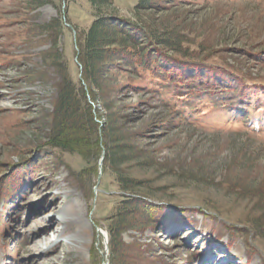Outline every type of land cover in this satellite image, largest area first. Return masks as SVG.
Instances as JSON below:
<instances>
[{
  "label": "rangeland",
  "instance_id": "1",
  "mask_svg": "<svg viewBox=\"0 0 264 264\" xmlns=\"http://www.w3.org/2000/svg\"><path fill=\"white\" fill-rule=\"evenodd\" d=\"M135 1L103 11L146 35V64L137 75L106 67L89 91L84 0H0V264H264V0ZM56 51L97 132L108 121L127 152L116 169L103 165V135L88 159L43 144ZM115 176L135 183L122 189ZM125 195L157 207L113 239Z\"/></svg>",
  "mask_w": 264,
  "mask_h": 264
},
{
  "label": "trees",
  "instance_id": "2",
  "mask_svg": "<svg viewBox=\"0 0 264 264\" xmlns=\"http://www.w3.org/2000/svg\"><path fill=\"white\" fill-rule=\"evenodd\" d=\"M153 1L136 0L135 7L136 5L137 8H142L145 5L151 6L154 4ZM84 2L92 13V20L86 29L77 34V44L80 48L78 59L83 69L82 78L89 91H92L93 88L102 89L99 77L101 70H105L106 67L107 70L115 67V70L130 71L137 75V67L145 65L147 61V58L144 57L146 50L139 48V44L148 41L146 35L138 32L139 28L132 20L116 16L111 12V14L104 13L103 10L112 0H84ZM113 12L116 10L113 9ZM157 43L161 46L168 44L164 38L159 39ZM171 45L173 46V44ZM172 49L179 51L175 47ZM51 58L61 74V80L57 85L51 128L46 132L43 144L62 151L76 153L82 159H88V156L99 151L97 147L101 142L100 137L103 135L102 142L108 149L103 165L116 169L117 164L125 159L127 152L117 142L112 144L113 138L110 134L111 127L108 121L105 122L102 135L97 132V122L94 121L93 113L90 110L91 106L85 101L81 84L79 81H74L71 76L64 52L56 51L51 55ZM184 70L186 71V68ZM188 77L190 78V76ZM131 87L137 88L133 84ZM115 177L119 178L118 185L125 190L130 189L135 183L123 176ZM128 196L120 198L122 206L113 216L112 224L108 228V233L113 239L119 238L120 230L128 226L132 214L137 213L142 219L147 215L151 219L149 211L152 214V209L154 208L155 211L157 207V204L149 203L141 196L137 198H128Z\"/></svg>",
  "mask_w": 264,
  "mask_h": 264
},
{
  "label": "bare ground",
  "instance_id": "3",
  "mask_svg": "<svg viewBox=\"0 0 264 264\" xmlns=\"http://www.w3.org/2000/svg\"><path fill=\"white\" fill-rule=\"evenodd\" d=\"M99 174H101V171H99ZM62 211L65 212V213H64L65 215H64V216H59V217L62 218L63 220L68 221V220H70L71 218H74L73 214L71 213L70 207H69L67 204H65L64 207L60 208V213H61ZM56 215H57V214H56ZM71 243H72V245H74V242H71ZM51 246H52V245H51ZM51 246L48 247V246H45V245H43V246L41 245L40 248H41L42 250H44V251H47L49 248H51Z\"/></svg>",
  "mask_w": 264,
  "mask_h": 264
},
{
  "label": "water",
  "instance_id": "4",
  "mask_svg": "<svg viewBox=\"0 0 264 264\" xmlns=\"http://www.w3.org/2000/svg\"><path fill=\"white\" fill-rule=\"evenodd\" d=\"M103 158L101 157L100 161H99V166H100V171H101V163H102Z\"/></svg>",
  "mask_w": 264,
  "mask_h": 264
}]
</instances>
